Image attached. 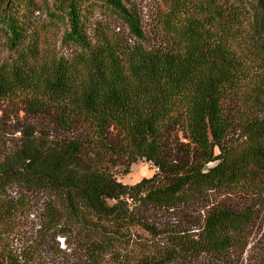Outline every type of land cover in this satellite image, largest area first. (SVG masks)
<instances>
[{"label": "trees", "instance_id": "obj_1", "mask_svg": "<svg viewBox=\"0 0 264 264\" xmlns=\"http://www.w3.org/2000/svg\"><path fill=\"white\" fill-rule=\"evenodd\" d=\"M164 3L165 44L155 48L120 0H57L48 27L30 26L33 0H1L7 54L0 58V100L29 97L72 133L28 141L0 161V264L31 263L35 249L13 254L3 241L36 197L43 199L45 237L73 240L83 264L209 260L244 241L246 212L207 210L194 233L178 223L158 229L147 216L181 214L240 185L264 189V0H251L246 17L235 7L224 13L213 0ZM94 14L124 22L133 42L113 36L96 17L92 39ZM58 21L65 23L59 47L48 34ZM238 28L244 41L236 49L229 31ZM227 95L240 105L231 119L222 110ZM234 123L241 139L230 145ZM178 125L185 145L172 139ZM142 159L156 173L131 185L116 179V168L126 174ZM136 229L153 240H141Z\"/></svg>", "mask_w": 264, "mask_h": 264}, {"label": "rangeland", "instance_id": "obj_2", "mask_svg": "<svg viewBox=\"0 0 264 264\" xmlns=\"http://www.w3.org/2000/svg\"><path fill=\"white\" fill-rule=\"evenodd\" d=\"M57 0H33V7L28 11L31 25H40L45 23L49 26L50 17L48 10L54 8V2ZM60 1V0H58ZM165 0H120L138 21L139 28L143 34L146 44L149 47L163 46L165 43L159 37L161 25L165 16L167 7ZM251 0H213L214 3H220L225 12H232L235 7L243 17L249 14V4ZM57 3V2H56ZM1 0H0V9ZM91 27L87 30V35L91 37L96 21L106 24L111 34L120 38L124 42L132 43L133 38L124 22L108 16H98L94 14ZM96 17V21L95 20ZM224 17V16H221ZM217 21H223L222 18L215 17ZM228 20L225 19V22ZM216 22V21H215ZM33 23V24H32ZM231 28V27H230ZM65 30V23L56 22L48 28L53 42L60 46L62 34ZM230 30V29H229ZM244 30H231L229 45L239 49L242 47ZM92 38V37H91ZM93 39V38H92ZM61 53L68 55L70 48L61 46ZM7 54V46L0 38V58ZM249 73V70L247 72ZM263 78V76L261 77ZM240 109L239 103L231 96H226L222 101V110L226 118H233L234 113ZM264 113V111H263ZM77 128V126H76ZM84 132L81 131V133ZM72 131L65 129L57 120L55 112L48 107H41L32 99L26 96L13 95L0 100V161L21 148V145L28 141H36L40 137L48 139H61L70 136ZM172 139L176 143L185 145L187 133L181 126H174L170 130ZM110 142L117 143L119 140L115 131L109 135ZM241 139V130L238 123H234L228 132L227 143L234 145ZM175 143V144H176ZM174 153V152H173ZM176 153V152H175ZM156 168L152 163L145 160H137L131 164L128 172L123 174L122 168H116L114 175L116 179L123 184L131 185L142 178H149L156 173ZM43 199L36 197L33 199L32 206L14 224L13 232L3 241L4 247H7L13 254L25 255L27 250L35 249L30 264H83L82 254L77 249L76 244L70 238H62L56 235L43 234L42 220ZM212 208H224L239 212H246L250 216V223L247 235L242 243L231 248L224 255L213 256L211 259L214 264H258L264 260V189L250 190L244 185L235 188L223 189L210 194L203 203H199L181 214L165 213L160 214L155 211L148 212L149 223L154 224L158 229L180 224L187 227L190 231H196L199 221L205 211ZM136 233L141 240L151 241L147 232L136 229ZM40 244H43L42 246ZM38 245V247H37ZM208 259L201 257H192L187 261H176L171 264H207Z\"/></svg>", "mask_w": 264, "mask_h": 264}]
</instances>
